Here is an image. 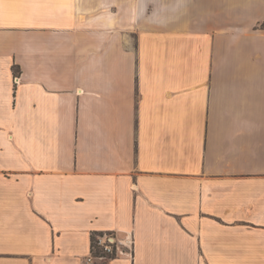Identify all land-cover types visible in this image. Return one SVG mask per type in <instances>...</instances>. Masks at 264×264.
<instances>
[{
	"label": "crops",
	"instance_id": "crops-1",
	"mask_svg": "<svg viewBox=\"0 0 264 264\" xmlns=\"http://www.w3.org/2000/svg\"><path fill=\"white\" fill-rule=\"evenodd\" d=\"M263 23L264 0H0V264H86L116 231L133 259L94 264H264Z\"/></svg>",
	"mask_w": 264,
	"mask_h": 264
},
{
	"label": "built area",
	"instance_id": "built-area-1",
	"mask_svg": "<svg viewBox=\"0 0 264 264\" xmlns=\"http://www.w3.org/2000/svg\"><path fill=\"white\" fill-rule=\"evenodd\" d=\"M19 81V79H17ZM96 247L87 257L86 264H94L96 261H107L117 257H134V238L132 232L124 233V237H119V232H108L98 236ZM98 249L102 250L98 253Z\"/></svg>",
	"mask_w": 264,
	"mask_h": 264
},
{
	"label": "trees",
	"instance_id": "trees-1",
	"mask_svg": "<svg viewBox=\"0 0 264 264\" xmlns=\"http://www.w3.org/2000/svg\"><path fill=\"white\" fill-rule=\"evenodd\" d=\"M261 27L264 29V23L261 25ZM16 73L18 72L17 70L15 71ZM97 235H93L92 237V246L93 247H96V243H97V238H96ZM102 250H99L98 249V253H100Z\"/></svg>",
	"mask_w": 264,
	"mask_h": 264
},
{
	"label": "rangeland",
	"instance_id": "rangeland-1",
	"mask_svg": "<svg viewBox=\"0 0 264 264\" xmlns=\"http://www.w3.org/2000/svg\"><path fill=\"white\" fill-rule=\"evenodd\" d=\"M16 73V72H15ZM16 75H18V72L16 73Z\"/></svg>",
	"mask_w": 264,
	"mask_h": 264
}]
</instances>
